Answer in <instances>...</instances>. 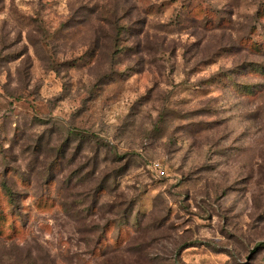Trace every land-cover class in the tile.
I'll return each mask as SVG.
<instances>
[{"label": "rangeland", "instance_id": "rangeland-1", "mask_svg": "<svg viewBox=\"0 0 264 264\" xmlns=\"http://www.w3.org/2000/svg\"><path fill=\"white\" fill-rule=\"evenodd\" d=\"M108 222L264 264V0H0V264H98Z\"/></svg>", "mask_w": 264, "mask_h": 264}, {"label": "trees", "instance_id": "trees-1", "mask_svg": "<svg viewBox=\"0 0 264 264\" xmlns=\"http://www.w3.org/2000/svg\"><path fill=\"white\" fill-rule=\"evenodd\" d=\"M2 189H3V191L5 190L4 187ZM2 193L4 196L8 197L10 199V201H13L12 197L10 196V193H8L6 191L2 192ZM123 223H125V221H123ZM115 224H117V222L116 223L108 222L103 226L102 231L100 233V237H98V239L96 241L97 246L92 250V256L95 258L98 257L99 259H101L98 261V264H142V261H144V256H143V252L140 249L132 250L133 252H131V250H129L128 248H125V249H122L120 251L118 249H120V246L122 244H120V245L115 244L112 247H108L107 244H104L107 242L104 235L106 234V232H108L107 231L108 228L113 227ZM125 225H126V223H125ZM138 246L139 245H137V247ZM140 247H141V245H140ZM119 251H120V253L118 254ZM130 253L132 255V260H131L132 262L129 263V262H126L124 260V257L122 254H127L130 256ZM120 255L123 257V259H121Z\"/></svg>", "mask_w": 264, "mask_h": 264}, {"label": "built area", "instance_id": "built-area-1", "mask_svg": "<svg viewBox=\"0 0 264 264\" xmlns=\"http://www.w3.org/2000/svg\"><path fill=\"white\" fill-rule=\"evenodd\" d=\"M151 168L158 176H164L162 166L158 162H153Z\"/></svg>", "mask_w": 264, "mask_h": 264}]
</instances>
